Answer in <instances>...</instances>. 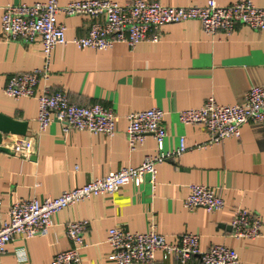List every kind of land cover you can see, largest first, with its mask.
Returning a JSON list of instances; mask_svg holds the SVG:
<instances>
[{"label":"crops","instance_id":"0c3cea01","mask_svg":"<svg viewBox=\"0 0 264 264\" xmlns=\"http://www.w3.org/2000/svg\"><path fill=\"white\" fill-rule=\"evenodd\" d=\"M47 0H0V113L27 123L28 136H6L0 151V222L8 220L17 201L36 198L41 203L54 199L126 167H138L159 152L149 136L136 151L127 139L132 112L160 108L167 137L164 151L179 148L182 138L188 151L181 157L156 166V185L151 175L140 187L127 185L112 195L93 197L57 213L54 225L43 236L16 237L0 264H52L59 252L71 249L66 226L90 222L85 236L88 246L80 251V264H111L108 244L110 229L146 233L150 223L169 243L178 244L182 235L200 237V249L223 245L235 250L240 264H264V225L260 237L237 239L231 223L239 208L264 217V123L246 125L240 138L212 143L204 126L184 125L180 111L198 109L213 96L219 105H239L253 86L264 85V30L238 25L233 33H204L198 21L168 25L158 42L145 41L134 48L117 43L107 51L80 50L73 43L57 46L51 56L50 76L42 81L32 98L14 100L5 95L9 80L45 65L42 42L26 44L2 36V18L9 5L44 3ZM66 5L76 1L58 0ZM127 4L132 0H112ZM164 6H206L211 0H146ZM221 7L240 0H214ZM264 8V0H253ZM57 22L66 27L69 41L88 34L91 21L85 16L60 14ZM68 92L70 101L88 107L99 103L114 110L113 137L73 131L65 134L58 122L37 135L38 97L44 89ZM20 138H34L36 154L31 160L11 149ZM213 189L225 200L223 210H188L184 201L189 186ZM163 253L158 261L167 264ZM195 257L192 264H199Z\"/></svg>","mask_w":264,"mask_h":264},{"label":"built area","instance_id":"2783aa9c","mask_svg":"<svg viewBox=\"0 0 264 264\" xmlns=\"http://www.w3.org/2000/svg\"><path fill=\"white\" fill-rule=\"evenodd\" d=\"M60 14L88 17L91 21L88 34L69 41L66 27L57 22ZM188 21H198L204 33L211 36L218 32L230 35L238 25L262 31L264 8L256 6L253 0H240L226 7L216 5L214 0L206 6L188 7H170L146 0H132L127 4L112 0H87L66 5L59 4L58 0H47L44 3L9 5L5 7L2 18V36L12 42H42L45 65L41 69L13 76L4 93L14 100L34 97L40 83L50 76L51 56L57 46L73 43L80 50L107 51L117 43H124L134 48L145 41L158 42L163 27ZM38 103L37 135L46 132L53 122H58L65 134L73 131L108 137L116 134L115 112L102 104L79 106L70 101L66 90L51 91L48 88L38 97ZM165 114L164 110L153 108L126 116L130 150L136 151L149 136L154 138L159 149L156 155L146 157L138 167L122 168L82 187L63 191L59 197L43 203L36 198L14 203L9 209L8 220L0 222V254L7 252V246L16 237L31 239L46 235L54 225L55 215L77 203L115 194L127 185L140 187L148 174L155 186L156 166L173 161L189 150L184 138L178 149L163 150L167 137L163 126ZM179 120L184 125L204 126L212 143L240 138L244 126L264 123V85L253 86L239 105H219L211 96L201 108L180 111ZM34 140L20 138L11 151L31 160L37 151ZM189 191L184 201L188 210L202 208L214 213L223 210L226 205L225 200L209 187L193 184L189 186ZM1 206L0 201V209ZM89 225L90 222L84 220L66 226L72 247L59 252L52 264H80V251L88 246L85 236ZM263 225V216L239 208L231 223L232 235L237 239H256L260 237ZM107 241L112 249L108 258L111 264H163L157 258L160 252L164 260L170 261L167 264H192L195 257H199V264H240L237 252L227 246L216 245L202 251L200 237L193 233L182 235L178 244L169 243L158 232L154 222L150 223L146 233L112 228Z\"/></svg>","mask_w":264,"mask_h":264},{"label":"water","instance_id":"95a60500","mask_svg":"<svg viewBox=\"0 0 264 264\" xmlns=\"http://www.w3.org/2000/svg\"><path fill=\"white\" fill-rule=\"evenodd\" d=\"M10 135L28 136L27 123L0 113V151L7 152L3 142L5 137Z\"/></svg>","mask_w":264,"mask_h":264}]
</instances>
